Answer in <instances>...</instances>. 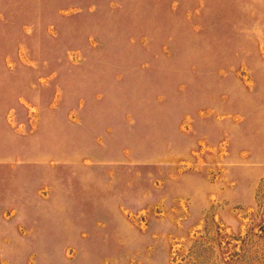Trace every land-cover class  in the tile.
Segmentation results:
<instances>
[{
	"label": "rangeland",
	"instance_id": "1",
	"mask_svg": "<svg viewBox=\"0 0 264 264\" xmlns=\"http://www.w3.org/2000/svg\"><path fill=\"white\" fill-rule=\"evenodd\" d=\"M0 264H264V0H0Z\"/></svg>",
	"mask_w": 264,
	"mask_h": 264
}]
</instances>
